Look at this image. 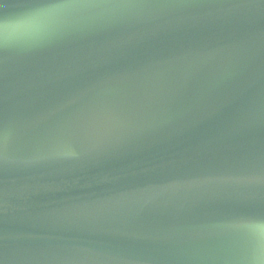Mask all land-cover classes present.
<instances>
[{"label": "water", "instance_id": "water-1", "mask_svg": "<svg viewBox=\"0 0 264 264\" xmlns=\"http://www.w3.org/2000/svg\"><path fill=\"white\" fill-rule=\"evenodd\" d=\"M0 264H264V0H0Z\"/></svg>", "mask_w": 264, "mask_h": 264}]
</instances>
